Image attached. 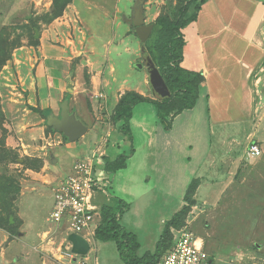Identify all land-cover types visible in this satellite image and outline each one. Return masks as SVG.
Masks as SVG:
<instances>
[{"label": "rangeland", "instance_id": "374dc122", "mask_svg": "<svg viewBox=\"0 0 264 264\" xmlns=\"http://www.w3.org/2000/svg\"><path fill=\"white\" fill-rule=\"evenodd\" d=\"M202 1L192 0L189 17L199 15L196 8ZM185 3L187 0H0V51H6L0 61V230L5 234L0 243L1 264V256L4 264H42L46 245L67 251L63 233L69 232L67 223L61 227L50 220L54 188L70 174L60 147L68 138L48 126L47 114L40 107L27 106L17 72L10 71L17 51L37 47L41 35L48 42L60 43L82 82L80 96H72L75 113L92 116L88 120L93 130L107 135L111 131L109 138L115 137L119 132L104 123H110L109 114L121 97L151 90L149 64L155 62L148 43L158 18L177 19ZM137 13L145 17L146 24L155 25L145 42L136 33ZM194 23L185 26L187 35L189 30L194 32ZM152 95L158 98L156 93ZM138 132L134 131L135 146L142 156L146 137ZM53 135L62 141L60 146L52 141ZM253 144L259 146L249 142L244 154L213 158L210 170L201 177L205 181H201L196 205L182 228L172 229L174 236L190 230L202 238L215 264H264V154L259 146L260 155L250 156ZM186 145L189 151L192 147ZM87 156L85 160L90 159ZM183 158L186 162L192 159ZM105 198L103 194L99 200ZM149 199H138L142 209ZM172 199L152 201L143 216H123V222L131 217L125 226L138 235L141 253L158 241L162 220L169 217L163 215L184 202L177 196ZM100 257L104 264H123L119 255L103 252Z\"/></svg>", "mask_w": 264, "mask_h": 264}, {"label": "crops", "instance_id": "0c3cea01", "mask_svg": "<svg viewBox=\"0 0 264 264\" xmlns=\"http://www.w3.org/2000/svg\"><path fill=\"white\" fill-rule=\"evenodd\" d=\"M192 27L194 32L189 30V35L186 33L188 30L183 32L186 40L183 65L205 76L196 106L177 115L173 128L166 131L157 117L153 102L138 104L131 119L133 135L130 139L119 131L120 124L113 120L114 112L107 119L110 123H104L106 126L111 124L119 132L110 138L111 131L107 135L89 126L92 116L75 113L72 96H80L82 82L78 81L73 71L72 58L67 56V50L60 43L48 42L41 35L37 47H27L15 55V67L10 71L15 69L17 72L21 90L26 94L27 106L40 107L47 117H59L61 105L67 99L69 111L88 127V132L82 138L75 142L68 140L63 146H60V138L53 135L52 141H57L56 146L62 148L65 164L70 165V173L77 162L87 155L91 159L98 148L103 153V162L106 156L111 160L117 158L118 152L117 155L115 153L121 148L124 152L130 150L127 167L116 173L106 171L98 157L94 159V166L96 162L99 165L98 174L102 173L99 178L109 182L107 187L96 191L94 201L100 208L111 197L128 201L130 209L120 217L124 227L127 226L126 220L131 222V217H126L124 223L123 216H143V212H149L152 201L160 198L172 201L176 196L183 200L195 175L200 176L202 182L205 181L201 177L210 170L214 157L244 154L249 142L259 144L264 154V0H207ZM150 89L143 95L157 99L152 95L155 94L152 85ZM38 120L43 121L40 117ZM137 129L142 138L146 137L142 156L135 146L134 131L137 132ZM186 143L192 147L188 148L189 151L185 149ZM184 155L192 159L186 162ZM200 186L197 197L203 183ZM103 194L106 198L100 201L99 197ZM142 197L150 198L143 209L138 204V199ZM54 199L53 192L52 206ZM179 203L170 210L171 213L169 211L163 215L169 216L162 220L164 225L183 207L184 202ZM100 220H96L97 227ZM69 234L68 231L63 233L67 251L61 250L62 246L46 245L42 264H78L81 259L86 260L87 264H104L101 253L120 256L115 242L112 241L114 245L99 242L94 232L89 241V254L76 257L67 239ZM3 237L5 234L0 230V243ZM156 243L142 253L140 249L139 253L153 251ZM212 257L215 263V257ZM1 259L4 264V256Z\"/></svg>", "mask_w": 264, "mask_h": 264}, {"label": "trees", "instance_id": "16d2710c", "mask_svg": "<svg viewBox=\"0 0 264 264\" xmlns=\"http://www.w3.org/2000/svg\"><path fill=\"white\" fill-rule=\"evenodd\" d=\"M205 2L207 0L197 6L198 12ZM191 4L192 0H187V3L180 7L177 19L160 16L156 22L155 34L150 37L148 43L150 54L167 83L171 95L161 97L156 94L158 98L153 100L137 92H127L121 97L115 108L113 120L120 124L119 129L127 135L128 139L132 138L131 119L138 104L153 102L157 117L166 131L173 128V121L177 115L185 110L193 109L197 104L205 76L200 71L189 69L183 65L186 45L183 30L190 21L194 22L198 17V13L191 17L188 16ZM5 55V50L0 51V61L4 60ZM127 160L128 156L123 153L114 160L106 156L101 164L106 171L116 173L127 167ZM94 168L95 172H98L97 162ZM200 184L199 177H195L190 182L184 196L185 204L165 223L153 251L140 254L142 243L138 235L121 225L120 217L130 209V203L119 197H111L107 203L101 206V220L95 231L97 240L115 242L124 264H158L174 246L175 238L172 229H181L192 208L196 205V194Z\"/></svg>", "mask_w": 264, "mask_h": 264}, {"label": "built area", "instance_id": "2783aa9c", "mask_svg": "<svg viewBox=\"0 0 264 264\" xmlns=\"http://www.w3.org/2000/svg\"><path fill=\"white\" fill-rule=\"evenodd\" d=\"M250 156H259L261 149L253 144ZM100 150L89 160L77 162L72 172L54 188V207L50 220L55 224H68L69 233H77L90 241L101 218L100 207L95 203L96 191L107 187L109 182L100 179L102 173L95 172L94 159H101ZM174 246L158 264H215L204 246V240L190 230H181L174 236ZM78 264H87L81 259Z\"/></svg>", "mask_w": 264, "mask_h": 264}, {"label": "water", "instance_id": "95a60500", "mask_svg": "<svg viewBox=\"0 0 264 264\" xmlns=\"http://www.w3.org/2000/svg\"><path fill=\"white\" fill-rule=\"evenodd\" d=\"M135 25L136 33L143 42L149 39L155 26L153 23L146 24L145 17L141 13L136 14ZM149 68L150 82L154 92L161 97H169L171 92L158 67L152 63L149 64ZM61 109L60 116L50 115L47 124L66 136L69 141L75 142L88 132V127L75 113L69 111L67 99L62 103ZM67 239L71 244V251L76 257H84L89 254L91 244L84 236L70 233Z\"/></svg>", "mask_w": 264, "mask_h": 264}, {"label": "clouds", "instance_id": "9594fccd", "mask_svg": "<svg viewBox=\"0 0 264 264\" xmlns=\"http://www.w3.org/2000/svg\"><path fill=\"white\" fill-rule=\"evenodd\" d=\"M89 241V240H88Z\"/></svg>", "mask_w": 264, "mask_h": 264}]
</instances>
